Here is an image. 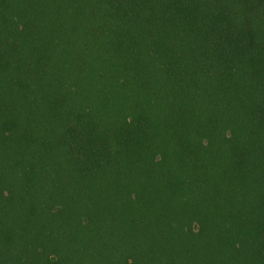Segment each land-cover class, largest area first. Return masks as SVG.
<instances>
[{"label": "trees", "instance_id": "trees-1", "mask_svg": "<svg viewBox=\"0 0 264 264\" xmlns=\"http://www.w3.org/2000/svg\"><path fill=\"white\" fill-rule=\"evenodd\" d=\"M0 264H264V0H0Z\"/></svg>", "mask_w": 264, "mask_h": 264}]
</instances>
